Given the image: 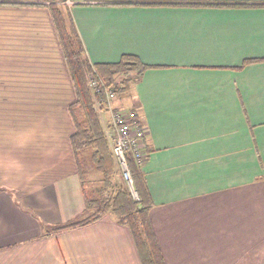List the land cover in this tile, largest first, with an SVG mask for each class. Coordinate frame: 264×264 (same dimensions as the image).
<instances>
[{
	"label": "crops",
	"instance_id": "crops-1",
	"mask_svg": "<svg viewBox=\"0 0 264 264\" xmlns=\"http://www.w3.org/2000/svg\"><path fill=\"white\" fill-rule=\"evenodd\" d=\"M69 2L0 0V264H141L109 212L55 229L89 215L90 171L80 176L71 145L76 95L54 6L90 63L146 66L112 77L113 107L146 129L165 264H264V0Z\"/></svg>",
	"mask_w": 264,
	"mask_h": 264
},
{
	"label": "trees",
	"instance_id": "trees-1",
	"mask_svg": "<svg viewBox=\"0 0 264 264\" xmlns=\"http://www.w3.org/2000/svg\"><path fill=\"white\" fill-rule=\"evenodd\" d=\"M54 1V0H51ZM128 2V4H137ZM149 4L148 2H139ZM138 3V4H139ZM197 4H214L200 2ZM53 19L57 27L64 57L72 78L76 100L70 106V115L74 122V133L71 145L77 162L80 176L86 173L87 162L85 154L92 149L89 162L95 171L101 174L103 188L92 190L83 188L86 210L89 215L80 221L57 226L56 231L72 228L92 221L100 214L109 211L118 223L127 226L133 237L141 264H165L156 235L152 228L149 213L152 200L148 192L142 165H138L127 156V166L132 180L134 197L130 187L125 182L112 186L110 203L102 199V192L109 187L117 166L103 135L100 117L93 109V98L86 84V74L94 68L100 76L112 82L115 74L140 73V68H146L135 56H123L115 64H92L88 60L74 23L57 7L52 8ZM138 68V69H137ZM91 160V161H90ZM90 163V164H91ZM83 183V180H82ZM96 195L94 198L93 196Z\"/></svg>",
	"mask_w": 264,
	"mask_h": 264
},
{
	"label": "built area",
	"instance_id": "built-area-1",
	"mask_svg": "<svg viewBox=\"0 0 264 264\" xmlns=\"http://www.w3.org/2000/svg\"><path fill=\"white\" fill-rule=\"evenodd\" d=\"M67 3H70L67 0ZM86 84L93 98V109L102 120L103 114L110 117L107 136L111 141V153L122 170L123 177L132 193V180L127 166V156L138 165H143L147 158L145 152L146 129L139 122L133 110L117 109L113 102L117 99V92L112 82L104 80L92 68L86 74Z\"/></svg>",
	"mask_w": 264,
	"mask_h": 264
},
{
	"label": "rangeland",
	"instance_id": "rangeland-1",
	"mask_svg": "<svg viewBox=\"0 0 264 264\" xmlns=\"http://www.w3.org/2000/svg\"><path fill=\"white\" fill-rule=\"evenodd\" d=\"M121 98L123 99L124 97L121 96ZM101 118H102V120L101 119L100 120H101V124H102V128H103V135H104V138H105V140L107 142L108 149L111 151V141L109 140V138L107 136L108 132L110 131V126L108 127V124H109V121H110V117L108 116L107 113H105V114H103V116ZM91 151H93V150L90 149L88 151V155L85 154V160L87 162V167H89V171H90V172H88L89 173L88 174V179H89L88 182H90L89 188L92 189V190H100V189L103 188L102 177H101L100 173L95 171V169H94L95 166L91 162H89V157L91 156ZM114 161H115V164L117 166L116 175L113 176V179H112L111 183L109 184V187L106 190H103V192L101 194L102 195V199L105 202H108L111 199L112 186L115 185V184H120V182L121 183L125 182V179H124L123 174H122V170H121L120 166L118 165V163L116 162L115 158H114ZM133 195H134V197H136L135 193H133ZM93 197L95 198L96 195H94ZM110 202H108V203H110ZM106 212H109V211H106Z\"/></svg>",
	"mask_w": 264,
	"mask_h": 264
}]
</instances>
